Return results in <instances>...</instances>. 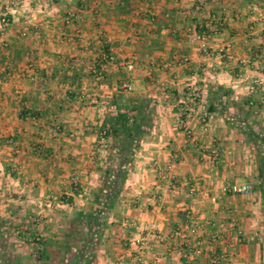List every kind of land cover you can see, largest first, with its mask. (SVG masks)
<instances>
[{
  "label": "crops",
  "instance_id": "obj_1",
  "mask_svg": "<svg viewBox=\"0 0 264 264\" xmlns=\"http://www.w3.org/2000/svg\"><path fill=\"white\" fill-rule=\"evenodd\" d=\"M19 1L0 0L11 21L0 37L2 264H35L33 241L36 264L71 252L78 264H212L210 247L223 264H264V0ZM200 27L209 40L190 43ZM117 113L145 132L87 262L76 223L103 209L123 136L99 139ZM234 183L253 191H223ZM188 245L203 254L185 256Z\"/></svg>",
  "mask_w": 264,
  "mask_h": 264
},
{
  "label": "trees",
  "instance_id": "obj_2",
  "mask_svg": "<svg viewBox=\"0 0 264 264\" xmlns=\"http://www.w3.org/2000/svg\"><path fill=\"white\" fill-rule=\"evenodd\" d=\"M141 117V116H139ZM107 137L110 136H123V142L120 146L119 164L116 169L109 168L106 172L105 188L103 189V203L102 211L98 212L97 215L87 217L88 228L91 230L93 226L100 228L103 223L101 222V212H105L111 207L112 202L118 197L122 185L127 179V166L132 162L140 137L144 134L142 123L139 122L138 118H132L128 113H117L109 123V127H105L104 130ZM255 140L264 141L259 137ZM260 179L264 178V166L259 171ZM262 192H264V184L258 186ZM105 191V192H104ZM83 256L80 253L78 259Z\"/></svg>",
  "mask_w": 264,
  "mask_h": 264
},
{
  "label": "built area",
  "instance_id": "obj_3",
  "mask_svg": "<svg viewBox=\"0 0 264 264\" xmlns=\"http://www.w3.org/2000/svg\"><path fill=\"white\" fill-rule=\"evenodd\" d=\"M19 0H9V2L7 3L6 7H14L16 5L19 4ZM0 9V37L3 35L5 29L10 25L11 21L9 19V11L8 9ZM79 19V17L74 14V13H70L68 14V16L65 18L66 23L70 24L73 21H77ZM27 29L25 28V31ZM210 33L208 31H204L202 29V27H200L199 31H195L190 37H189V42L192 44H199V43H207V41L210 38ZM220 55L222 58L226 57V52L224 49H222L220 51ZM105 61L106 62H115V57L112 54L106 55L105 56ZM188 60L187 59H183L181 61V63H186ZM124 67L126 68V70L128 72H134L136 70V65L133 61H128L127 63L124 64ZM93 74L96 75L97 77H101L103 75V69L100 68H94L92 70ZM124 89L127 91H131L132 90V86L129 83L124 84ZM196 96V95H195ZM198 96V95H197ZM107 139V135L105 131H101L100 133V139L99 142L100 144H104L105 141ZM213 160L218 163V155L215 154ZM223 191L225 193H229V194H233V195H246V194H251L253 191V188L251 185L249 184H245V185H240V184H229L227 186L224 187ZM191 193H194V189L192 188ZM193 223L189 224V227H192ZM150 231L153 233H157V226L155 224H153L150 227ZM176 248V245L174 244L172 248L168 249L169 253L173 252ZM209 253H210V260L212 264H223V263H227L229 258L228 255L226 253H220L217 252V249L215 247H210L209 249ZM182 254H184L185 256L191 257V258H195L198 256H201L203 254V250L199 247H194V246H190L188 245L185 249H183Z\"/></svg>",
  "mask_w": 264,
  "mask_h": 264
},
{
  "label": "rangeland",
  "instance_id": "obj_4",
  "mask_svg": "<svg viewBox=\"0 0 264 264\" xmlns=\"http://www.w3.org/2000/svg\"><path fill=\"white\" fill-rule=\"evenodd\" d=\"M12 143V141H10ZM4 197V192L0 191V201H2ZM2 204V202L0 203ZM2 210V209H1ZM101 222L103 223V220H101ZM18 223V222H17ZM4 224V223H3ZM3 226V225H2ZM8 227V225H7ZM18 228V224L16 226H13ZM88 223L87 222H78L76 223V238H74V242L76 243L77 247L79 246H84L87 247V251H86V255H88V259L87 262L91 261L94 262L95 261V247L99 246L100 244H102V239H105L103 237V227L101 226L100 228H97L96 226H93V228L90 230H88ZM9 230H6V232H1V235L3 238H7L9 239V237L12 239L11 243H15V239H18L20 241H23L19 238V236L15 235L18 231H13V232H9ZM1 237V238H2ZM32 239V237H29ZM24 239V238H23ZM34 244V246L36 247L34 251H29L28 254L31 259L34 260V263H38L39 259L38 257L41 255V247L39 245V241H33L31 242ZM75 254V252H71V253H67V254H63V258L61 259V261H59V264H78V259L76 262L72 263V257ZM77 254V253H76ZM75 254V255H76ZM3 258H4V252H0V264L3 263ZM13 264H16L15 262H13Z\"/></svg>",
  "mask_w": 264,
  "mask_h": 264
}]
</instances>
